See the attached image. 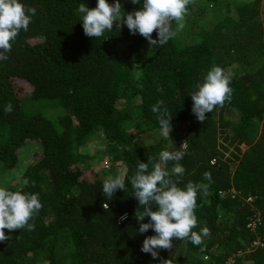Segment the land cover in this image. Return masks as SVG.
Segmentation results:
<instances>
[{"label":"trees","instance_id":"1","mask_svg":"<svg viewBox=\"0 0 264 264\" xmlns=\"http://www.w3.org/2000/svg\"><path fill=\"white\" fill-rule=\"evenodd\" d=\"M21 2L35 7L36 15L0 61V187L37 193L42 209L30 221L34 230L5 229L10 239L0 242V264H225L229 256L233 264H264V0H193L183 29L163 46H150L119 21L99 38L86 36L78 6L94 8L97 0ZM120 2L126 13L143 4ZM152 35L157 38L156 31ZM213 65L233 74L232 98L201 122L192 112L191 93ZM159 100L172 115L167 139L156 134L160 125L152 106ZM9 102L10 114L4 112ZM253 117H262L256 136ZM219 127H227V144H244L240 153H223ZM154 129L152 136L143 134ZM94 131L110 147L103 165L81 149ZM31 142L29 159L18 161L19 148ZM182 143L188 147L178 186L209 185L197 193L193 230L206 226L211 235L199 246L174 239L172 249L153 258L141 251L155 232L138 231L135 213L142 206L130 178L139 162H159L162 150H182ZM173 164L168 162L169 172ZM121 173L126 190L107 200L104 179ZM221 212L229 221L220 219ZM252 218L253 227H246ZM251 240L257 243L245 244Z\"/></svg>","mask_w":264,"mask_h":264},{"label":"clouds","instance_id":"2","mask_svg":"<svg viewBox=\"0 0 264 264\" xmlns=\"http://www.w3.org/2000/svg\"><path fill=\"white\" fill-rule=\"evenodd\" d=\"M133 4L140 0H131ZM193 0H143L142 6L132 12L122 11L120 0L109 4L108 0H97L94 8H89L81 3L78 12L82 14V26L84 34L88 37L99 38L105 31H112L113 22L119 21V27L126 25L130 33H139L150 46H163L170 39L175 38L184 27V18L187 14V6ZM36 8L26 6L21 0H0V61L7 60L14 42L21 30L27 31ZM126 17V18H125ZM173 21L176 27L173 28ZM157 32V38L153 39V32ZM232 73L218 65H213L204 76L203 82L196 85L197 90L191 93L192 112L196 118L203 122L206 113H211L217 106L223 107L225 102H230L233 89L230 87ZM13 111L11 102L4 107V112L10 114ZM160 125V134L165 139L169 138L172 131V115L164 101L159 100L152 106ZM187 145L182 143V150H162L159 153V162L151 157L148 162H139L135 174L130 178L134 195L142 206V210L135 213L139 223L138 231L145 233L149 229L154 230L155 235L145 237L141 251L158 257L161 249L170 250L174 247L173 240L187 238L193 245H201L203 238L210 236L208 227H203L199 232L193 229L197 227V216L194 213L197 201V193L206 191L208 184L188 182L185 188L178 186L185 168L180 163L187 152ZM168 162H174L170 172L167 170ZM151 163V170L149 166ZM175 176L177 179H173ZM204 179L211 182V173L205 172ZM126 173L108 176L102 185L103 195L111 200L119 190H126ZM29 180L25 179L23 185L27 187ZM32 186L35 184L32 182ZM155 206V210L153 207ZM104 209L108 205L103 204ZM42 209V203L37 193L23 190L12 191L0 187V242L10 239L5 234L19 230H34V223H30ZM141 209V208H139ZM149 217L147 223L143 222ZM127 219L125 213L121 220ZM256 240L247 241L245 244L254 245ZM203 256L207 255L203 253Z\"/></svg>","mask_w":264,"mask_h":264},{"label":"rangeland","instance_id":"3","mask_svg":"<svg viewBox=\"0 0 264 264\" xmlns=\"http://www.w3.org/2000/svg\"><path fill=\"white\" fill-rule=\"evenodd\" d=\"M196 2V1H195ZM212 8L210 9L209 12H212ZM202 21H204L202 18H201ZM263 42H264V32L261 36ZM187 37L186 36H182V41H187ZM227 68V67H226ZM228 70V69H227ZM263 117V116H262ZM261 117V119H262ZM254 121H255V125L253 126L251 132H254V135L256 136L257 135V132L259 130V126H260V122H261V119H255L253 117ZM227 127H225V131H226ZM222 129L219 127L218 131H217V134H220L219 137H218V140L220 142H222V145H227V149H224L223 150V153L225 155H227L230 151L231 153H234V154H237V153H240L238 152L237 148L242 150L244 148V144L243 143H239L237 148L234 147L235 145L234 144H227V142L225 140H223L222 136L224 135L225 131H221ZM155 133V129L153 132H148V131H145L143 134L145 135V137L147 136H152L153 134ZM160 133V129H156V134H159ZM141 133V136L143 135ZM90 136V137H89ZM87 137V139L84 141L83 145L81 146V149L84 150V151H87L88 153L92 154L93 155V160H95V162H92V163H95L97 165H100L102 164L103 165V162L105 161L106 163H108L107 160L110 161V156L107 154V152H110V147L109 145L106 143L105 139L103 138L102 134L100 133V131H94L91 135H89ZM148 140L151 139V137L147 138ZM35 145L34 142H31V144L29 143L28 147H25L24 145L21 147V149L19 148V155H18V161H25L27 159H29L30 157V154L31 152L33 151V149H31L33 146ZM223 149V147H222ZM111 153V152H110ZM230 157H232L231 154H229ZM107 159V160H105ZM236 159H234V161H231L229 160V165H230V171H232L235 163H236ZM95 167H97L95 165ZM5 173V172H4ZM220 219L223 218V222H227L229 221V216L226 212H221L220 213ZM215 248V250L218 251L219 247L218 246H214V245H211L210 246V249L213 250ZM214 250V251H215ZM243 253L244 250H241ZM182 245L178 246L174 251H173V254L175 255V257L177 258L178 256L182 255ZM207 257V256H206ZM204 257V258H206ZM175 258V259H176ZM225 264H233V257L232 256H229L226 258L225 260Z\"/></svg>","mask_w":264,"mask_h":264},{"label":"built area","instance_id":"4","mask_svg":"<svg viewBox=\"0 0 264 264\" xmlns=\"http://www.w3.org/2000/svg\"><path fill=\"white\" fill-rule=\"evenodd\" d=\"M246 199H249V197H247ZM254 223H255V218H252V219H249L247 222H246V227H248V228H252L253 227V225H254Z\"/></svg>","mask_w":264,"mask_h":264},{"label":"flooded vegetation","instance_id":"5","mask_svg":"<svg viewBox=\"0 0 264 264\" xmlns=\"http://www.w3.org/2000/svg\"><path fill=\"white\" fill-rule=\"evenodd\" d=\"M203 258H204V256H203V253H202V255H201Z\"/></svg>","mask_w":264,"mask_h":264}]
</instances>
